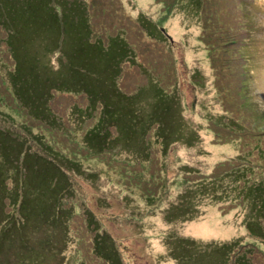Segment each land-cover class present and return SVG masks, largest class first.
Here are the masks:
<instances>
[{"label": "trees", "instance_id": "trees-1", "mask_svg": "<svg viewBox=\"0 0 264 264\" xmlns=\"http://www.w3.org/2000/svg\"><path fill=\"white\" fill-rule=\"evenodd\" d=\"M54 1L57 6H51L54 13L48 10L55 22L53 24L55 37L52 41L48 39L49 33L42 19L43 13L39 11L33 14L34 23L29 22V15L21 17V30L16 34L7 32L3 24L6 20L0 17V116H5V120L0 118V264H38L37 258L43 255L40 248L36 252V248L42 245L40 240L44 241L42 247L50 250L51 254L45 250L50 264H54L57 260V264H61L63 259L64 264H68V259L62 254L69 250L71 257L77 260V264H87L84 260L87 258L89 245L92 246L89 256L96 264H125L126 260L122 258L123 253L119 243H126L129 237L130 240L141 237V229L134 223L132 214L137 210L140 215H144L146 211L138 207L128 212L127 204L131 202L125 200V205L122 206L120 200V204L116 203L112 208L109 205L110 199L108 201L103 195H108L109 191L104 183L103 187L101 183L99 184L101 181L99 177L96 174L92 175V172L83 174L82 159H85V156L93 158L107 156L112 159L120 157L125 147L134 149L135 146H141L139 149L141 151L148 147L150 150L143 151L141 157H132V159L141 160V165L147 163L152 158L150 136H147L145 140L147 143L144 145L142 137L146 132L136 131L138 126L146 125L143 117H160L152 120L151 123L153 126L160 125L159 141L163 142L167 149L169 145L166 144L168 142L164 132L167 127L174 125L169 115L177 112L178 118L182 119L178 123L183 126L181 130L184 132L186 128H193L192 123L187 122L189 119L184 116V111L189 110L174 107L154 110L149 107L144 108L149 93L146 88L151 81H155L159 86L158 80L146 69H143L145 84L132 82L129 80L130 76L124 74V68L134 66L138 61L135 52L140 50H134L129 40H134L133 36L138 39L141 37L140 26L146 27L144 24L140 23L138 26V22L131 23L126 16H119V12L113 7L107 12L103 11L107 5L105 0ZM191 1L198 4V0ZM255 4L264 5V0H256ZM28 24L36 30L34 36L27 34ZM153 29L157 39H166L160 36L163 33L158 35L157 28L153 27ZM34 42L36 43L33 45ZM38 42L46 47L40 48ZM30 48L36 51L32 52ZM228 58L226 56V60H229ZM168 70L170 80L172 77L169 68ZM197 75L202 74L199 72ZM42 82L45 86L40 87L39 84ZM59 86L63 89L83 92L88 101L99 96L103 99L102 105L94 109L91 108L93 106L90 102L86 106V103H81L82 97L77 100L69 91L56 93L54 89ZM158 90L159 93L165 94V89L160 87ZM55 94L60 96L57 103ZM8 95L21 110V114L15 119L11 115H4L1 110L6 105ZM65 100L68 102L61 105ZM214 100L218 103L221 99L215 94ZM219 111L221 110H218L213 117L217 118L220 115ZM68 115L73 122L76 121L69 127ZM86 118L88 121L84 125ZM196 118L202 122L198 114ZM192 121L195 122L194 119ZM212 124L216 125L217 122ZM40 125L43 129L38 127ZM84 127L89 128L84 132ZM81 130L82 134L78 139L77 132ZM48 135L53 136V141L57 138L64 144L63 151L48 139ZM119 144L122 145V152L114 153L120 147ZM69 145L72 150L67 154ZM256 149L259 150V146ZM159 153H163L162 149H159ZM51 154L57 155V158ZM126 161L133 164L130 158ZM126 161L123 160L128 165ZM247 162L250 166H245V170H254V173L250 176L245 173L246 181L238 179V184L240 181L242 183L241 186L236 187L242 190V196L245 193L249 194L246 203L250 201L251 205L257 207V211L250 210L242 215L245 230L240 238L218 241L222 235H217L216 230L215 234L212 232L213 236L204 238H198L193 234L185 237L183 232L182 235L168 234L171 231L169 228L166 232L160 233L151 231L160 228L155 221L150 236L144 229L148 242L152 246L162 243L166 250L164 252L169 253L177 264H183L182 262L192 264L213 250L222 258L217 264H228L229 259L238 255L234 264H264L259 261L260 256L264 258V222L262 221L264 184L262 180L258 181V177L261 176L258 167ZM243 166L241 163L240 172ZM184 169L178 168L177 173ZM82 175L92 177L90 181H95L96 186L77 192V181L84 178ZM213 180L216 179L191 176L184 180L182 187L178 189L177 197L171 199L170 195L166 198L169 201L166 202L168 208L165 211L164 222L169 227L170 224H181L183 229H192L195 226L194 222H197L196 218L198 217V222L201 220L200 212L196 208L200 207L199 203L205 197L203 194L210 186L208 183H212ZM31 191L35 196L32 199L26 196ZM60 196H66L67 199ZM70 196L74 200L78 198L77 208L73 203L68 205L69 207L64 204L67 201L69 204ZM57 198L60 204L55 203ZM156 199L152 195L147 196L145 201L150 205L158 206ZM107 208H111L109 210L113 213L105 214ZM120 220L128 222L131 228L138 230L135 236L127 237L126 234L111 239L108 231H101L102 225L108 226L105 222L116 224ZM193 220L195 221L187 226V223ZM66 222L68 224L65 225ZM16 226L31 229L42 227L43 231H36V234L42 233V235L36 241L29 236L25 239L21 236L15 237L9 229ZM77 229L81 230L80 234H77ZM98 230L100 234H97ZM56 232L61 235L56 237L54 235ZM88 232L90 242L85 240L88 238ZM199 239L212 243L201 245L202 241ZM238 244H241L240 251L233 252V248ZM201 247L207 250L202 251Z\"/></svg>", "mask_w": 264, "mask_h": 264}, {"label": "rangeland", "instance_id": "rangeland-1", "mask_svg": "<svg viewBox=\"0 0 264 264\" xmlns=\"http://www.w3.org/2000/svg\"><path fill=\"white\" fill-rule=\"evenodd\" d=\"M105 3L107 5L103 11L107 12L113 7L119 12V16H126L131 23L137 24L138 22V26L140 23L146 26H140L142 28L140 40L136 36H133L134 40H129L132 48L140 51L135 52L138 57L135 65L124 68L123 72L130 76V81L145 84L143 69H146L158 80L159 86L165 89V94L159 93L160 87L155 81H151L146 88L149 93L143 107L153 110L167 107L188 109L189 111H184V116L186 115L189 119L187 122H191L193 126L192 129L186 128L182 132L183 126L178 123L182 119L178 118L177 112L169 115L174 125L167 127L164 132L168 142L166 144L169 145L165 149L164 143L159 141L160 125L153 126L151 123L152 120L160 117H143L146 125L138 126L136 131L146 132L142 137L144 145L147 143L145 141L147 136H150L152 146L151 161L144 166L141 165V160L132 159V157H141L142 152L148 150L149 147L141 151L139 150L141 146H135L134 149L128 146L122 148L124 150L122 152V145L119 144L120 147L114 153L122 152L120 157L112 159L107 156L99 158L85 156V159L81 157L83 174L92 172V175L96 174L99 177L101 180L99 184L101 183L103 187L104 183L109 191L108 195H103L108 201L110 199L109 205L112 208L116 206V203L120 204V200H122V206L125 205V200L131 202L127 204L128 212L138 207L146 211L144 215H140L137 210L132 214L134 223L141 229V237H136L134 240H130L129 237L126 243H119L123 253L122 258L126 260L125 264H177L169 253L164 252L166 250L162 243L152 246L148 242L144 229L149 236L151 231L161 233L169 228L171 231L168 234L182 235L183 232L185 237L189 234L198 238L213 236L212 232L215 234L216 230L217 235H222L218 241L240 238L245 230L242 215L250 210L257 211V207L251 205L250 201L246 203L249 200L247 197L249 194L245 193L242 196V190L236 187L241 186L242 183L240 181L238 184V179L246 181V174L250 176L254 173V170H245V166H250L247 161L258 167L261 174L258 181L262 180L264 184V35H262L264 17L262 15L250 17L248 21L250 25H254V28L249 31L241 26L242 19L249 15V8H252L251 4H255L256 0H198L199 5L191 0H105ZM51 6L57 7L54 0H0V17L6 20L3 24L7 32L16 34L21 30L20 18L29 15V22L34 23L33 14L39 11L43 13L42 19L48 29V39L52 41L55 37L53 29L55 22L48 12L50 10L52 14L54 13ZM153 27L157 28L158 35L164 32L165 34L160 36L166 39H157ZM26 29H28L27 34L34 36L36 30L32 26L28 24ZM37 31L39 33V29ZM38 43L40 48L46 47ZM29 50L36 51L34 48ZM226 56L229 60H226ZM168 68L170 77H172L170 80ZM199 72L203 77L197 75ZM126 80L129 81L128 78ZM39 86L43 87L45 83L42 82ZM54 90L56 93L69 91L76 96L77 100L84 96L81 103H86L88 106L90 102L93 106L91 108L94 109L101 106L103 102L99 96L88 101L83 92L74 89H63L59 86ZM215 94L221 99L218 103L214 100ZM54 97L57 102L60 96L55 94ZM67 102L68 100L62 101L61 105ZM1 110L4 115L13 116V119L21 114L18 104L9 95L6 97V105ZM218 110H221L220 115L217 118L213 117ZM196 113L203 123L196 118ZM67 117L68 127L75 124L76 121L73 122L70 115ZM0 118L5 120V116H0ZM87 121L86 118L83 124L85 125ZM212 122H217V124L213 125ZM38 127L43 129L42 125ZM87 128L89 127L83 128L84 132ZM77 133L80 139L82 130ZM47 137L53 141V136L48 135ZM53 142L63 151L64 144L59 139L56 138ZM257 146L259 150L256 149ZM69 147L71 146H68L67 154L72 150ZM159 149H162L163 153H159ZM127 154L133 164L128 163L126 161L128 159L124 158ZM51 156L57 158L55 154ZM241 163L244 166L240 172ZM178 168H185L179 171V174H184V176L177 173ZM84 175H82L83 179L77 181V192H83L88 190L86 188L96 186L95 181H90L92 177ZM190 176L216 179L208 183L210 186L203 194L205 197L201 199L200 207L196 208L200 212L199 219L201 220L198 222L197 217V222L193 220L187 223L188 226L194 222L195 226L190 230L183 229L181 224H170L169 227L163 220L166 208H168L166 202L169 201L166 198L170 195L171 199L177 197L182 182ZM76 195L75 193V198ZM152 195L157 198L155 202L158 206L146 203L147 196ZM26 196L31 199L35 197L32 191ZM62 197L67 199L66 196H60ZM164 199L166 200L163 201ZM56 202L60 204L58 198ZM71 203L77 208L78 198L74 200L70 196L69 204L68 201L64 204L68 206ZM109 209L111 208H107L104 213H113ZM122 220L116 224L105 222L108 226L102 225L101 231H108L111 239L126 234L127 237L135 236L138 230L131 228V224L122 222ZM155 221L158 222L160 228L151 230L154 228ZM262 221L264 222V211ZM9 230L14 233L15 237L21 236L25 239L29 236L35 238L36 241L42 235V233L36 234V231H43V228L31 229L16 226ZM77 231V234L81 233L80 229ZM100 233L98 230L97 234ZM54 235L59 237L61 234L56 232ZM89 238L88 232V238L85 240L90 242ZM201 241V245L212 243L208 240ZM43 242L40 240L42 245L36 248V252L38 248L43 251V255L37 258L38 264H50L47 253H51L50 250L42 247ZM239 245L241 244L233 248V252L240 251ZM91 247L89 245L87 258L84 261L87 264H93V262L96 264L95 260L89 256ZM201 248L202 251L207 250L204 247ZM70 251L62 256L68 259V264H77V260L71 257ZM238 256L229 259L228 264H234ZM221 260L220 254L213 250L192 264H217ZM57 261L54 264H57ZM259 261L264 263V258L260 256ZM64 263L63 259L61 264Z\"/></svg>", "mask_w": 264, "mask_h": 264}]
</instances>
